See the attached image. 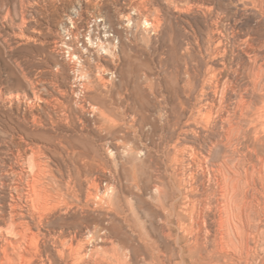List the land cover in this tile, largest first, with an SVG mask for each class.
<instances>
[{
	"label": "bare ground",
	"instance_id": "bare-ground-1",
	"mask_svg": "<svg viewBox=\"0 0 264 264\" xmlns=\"http://www.w3.org/2000/svg\"><path fill=\"white\" fill-rule=\"evenodd\" d=\"M231 1L254 13L256 24L242 27L216 0L176 7L205 18L208 40L174 46L172 62L159 59L158 116L162 132L173 137L167 174L141 172L134 162L129 170L116 169L127 188L117 182L85 187L76 180L77 167L56 187L41 146H31L38 173L27 188L15 186L11 202H0V264H264V0ZM24 76L31 93L0 89V97L17 102L24 121L38 127L43 116L35 109L43 103L62 111L66 103L54 90L64 93ZM83 77L77 75L80 88L72 90L80 99Z\"/></svg>",
	"mask_w": 264,
	"mask_h": 264
},
{
	"label": "rangeland",
	"instance_id": "rangeland-1",
	"mask_svg": "<svg viewBox=\"0 0 264 264\" xmlns=\"http://www.w3.org/2000/svg\"><path fill=\"white\" fill-rule=\"evenodd\" d=\"M103 1L100 8L85 0H0V89L5 95L17 90L31 93L27 75L39 84L46 83L49 91L59 86L64 94L54 90V95L66 103L64 112L60 107L45 109L43 103L35 109L43 116L38 129L32 121H24L17 102L11 105L5 95L0 97L1 203L11 202L18 196L15 186L27 188L38 173L30 161L32 148L39 145L40 158L50 166L48 177L53 186L65 185L77 167L82 173L76 180L85 187H110L117 182L127 188L117 171L129 170L135 163L141 172L167 174L171 157L167 148L173 137L169 131L162 132L158 116L160 58L166 56L172 62L174 46L207 42L205 18L196 11L183 14L176 10L177 5L185 7L192 0H138L141 7L128 0ZM216 1L242 27L256 24L251 11H240L231 0ZM146 19L159 22L152 26ZM33 34L36 38L29 40ZM74 54L81 57V64ZM80 74L87 86L82 99L72 93L80 88ZM104 115L113 118V125ZM24 123L31 133L24 130Z\"/></svg>",
	"mask_w": 264,
	"mask_h": 264
}]
</instances>
